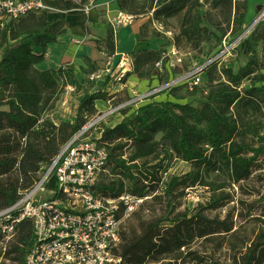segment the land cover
Here are the masks:
<instances>
[{
  "label": "trees",
  "instance_id": "16d2710c",
  "mask_svg": "<svg viewBox=\"0 0 264 264\" xmlns=\"http://www.w3.org/2000/svg\"><path fill=\"white\" fill-rule=\"evenodd\" d=\"M44 1L55 10L82 9L78 13L79 21L85 30L88 29L83 10L89 0H81L80 3L73 0ZM156 1L159 2L155 11L158 16L171 17L186 10L184 23L189 22L193 6L198 5V0ZM224 1H227L231 9L235 8L237 35L245 24L247 0H214L213 3L219 7ZM136 3L137 0H118L121 10L128 13L136 12L131 7ZM67 25L66 18H51L49 10H42L32 11L20 19L11 21L0 30V105L8 106L7 110H0V130L8 129L0 135V210L15 203L19 198V190L29 188L43 167L49 165L58 154L61 146L97 113L96 101L107 100L117 94L109 95L102 89L92 92L79 103L76 124L64 122L57 126L52 121L43 119L44 114L54 108L58 99L60 71L38 70L35 65L45 59L48 45L57 40ZM259 25L262 26L261 23ZM101 45L105 54H115V29L108 31ZM37 48H41L42 52L37 53ZM139 51L147 60H151L156 68V74L153 71L149 73L150 77L159 74L170 77L169 73L161 72L156 66L161 57L159 51ZM130 54L136 67L138 57H135L133 52ZM226 72L227 82L221 83L218 89H210L207 100L198 105L169 100L153 101L142 105L134 114L126 115L115 126H105L101 143L109 151L108 170L100 175L94 186L95 190L101 196L115 198L126 190L141 194L145 192L152 197V194L159 192L172 193L179 186L187 188L198 180V165L210 163L207 154L209 148L221 155L234 183L243 184L256 178L264 184V131L253 123L242 127L230 116L232 106L242 98L238 85L255 72V67L243 66L237 72L229 68ZM139 78L144 77L142 75ZM207 81L204 77L202 85L192 91L186 86L183 87L192 94L204 93L203 88ZM246 92L248 96L256 93L264 95V84L248 87ZM227 93L229 95H226ZM174 97L185 98L177 93H174ZM254 102L256 109L261 110V101ZM159 133H163L162 140L156 139ZM239 133H249L252 139H238ZM164 143L179 159L190 162L195 167L174 178L169 184L163 177L157 176L156 169L163 165L160 162L148 165L147 162L151 157L159 158V150ZM127 183L132 190L127 187ZM159 197L160 195L156 196ZM220 198L213 195L210 204L199 209L191 217L190 211L186 212L184 217L177 215L155 220H143L138 217V225L131 226L130 231L124 222L121 243L116 253L126 264L158 263L171 256L174 251H180L196 238L207 239L214 237L219 231H232L233 224L210 219L204 213L206 208H217ZM260 199L264 216V193ZM132 215H138V211ZM165 221H172L173 224L163 226ZM33 236L32 223L23 222L12 238L10 247L4 251L0 249V258H5L0 264H27V254ZM4 240L0 232V243ZM193 254L198 264L205 263L199 253ZM263 263L264 231L241 256V264Z\"/></svg>",
  "mask_w": 264,
  "mask_h": 264
},
{
  "label": "rangeland",
  "instance_id": "374dc122",
  "mask_svg": "<svg viewBox=\"0 0 264 264\" xmlns=\"http://www.w3.org/2000/svg\"><path fill=\"white\" fill-rule=\"evenodd\" d=\"M73 1L80 3L81 0ZM162 1L169 2L171 0ZM213 1L198 0V5L193 6L192 17L187 23H184L186 10L171 17L156 15L155 11L159 7V2L156 0H137L136 4L131 5L136 12L132 13L133 11H131L130 13L137 15L136 20L142 19L145 21L141 27L140 36L141 38L153 37L159 41L160 47L156 51H159L161 56L170 51L173 46L179 49L184 57V62L183 65L178 66L176 71H182L219 53L225 37L229 35L227 38L229 40L237 32V24L234 20L235 8L232 7L231 9L227 1H224L222 6L219 7L215 6ZM54 11L56 10L50 9L49 13ZM54 16L56 15H50L51 18ZM162 25L164 30L160 29ZM259 26L248 38V49L242 47L241 44L234 51L233 56L220 59L209 69L208 76L204 75L205 79H208L206 86L203 88L205 89L204 93L192 94L187 92L183 86H180V88L172 89L171 93L165 92L161 95H166V100L169 101L189 102L198 105L207 100V93L210 89H218L221 83L227 82L228 75L226 71L229 68H233L237 72L243 66L255 67V72L244 78L238 85L239 90L242 91V98L232 106L230 116L242 127L247 123H253L260 126L264 131V95L256 93L253 96H248L246 94L248 87L264 84V26ZM242 30H244V27ZM133 54L138 57V62L136 61V67L132 74L139 77L143 75L144 78L151 79L153 76L150 77L149 73L154 71L156 74L154 64L151 63V60H147L140 51H134ZM35 69L37 68L35 67ZM60 71L65 72L62 69ZM86 73V75L80 77L81 82L78 77L75 78L74 72H69L67 76L60 75L58 99L54 108L44 114L43 119H48L57 126L64 122L77 123L76 115L79 103L90 95L93 84L101 79H90L92 73L90 69ZM155 76L160 83L166 82L170 78L166 74ZM103 78H108L106 81L108 83L111 77ZM107 86L108 88L111 86L110 94L112 90L117 89V86L112 87L108 84ZM123 90L117 92L118 98L113 102H120L129 96L126 94L121 96ZM174 93L185 98L177 99L174 97ZM169 95H172V98ZM226 95H229V93ZM255 100L261 101V110L256 109ZM7 109L6 104L0 105V110ZM100 109L101 103L97 107V113ZM7 130H0V135ZM162 136L163 133H159L156 139L162 140ZM237 138L252 139L249 133L246 135L239 133ZM207 154L210 163L198 165L199 177L194 184L191 183V186L187 188L179 186L169 194L165 192L152 194L144 207L137 210L138 215H131L125 219L126 228L130 231L131 226H137L139 223L138 217L143 220H155L160 217L172 218L177 215L184 217L188 211H190L189 217H191L199 209L207 207L210 204L211 197L215 195L217 198L221 197L219 203L222 206L206 208L204 210L205 215L213 220L218 219L233 224V230L230 232L219 231L214 234V237L207 239L196 238L180 251H174L170 254L171 256H167L168 258L158 263L149 262L146 264H198L194 259L193 252H197L203 257L205 261L203 264H241L242 254L264 231L263 203L260 199L264 193V184L256 178H252L243 184L234 183L230 170L221 155L210 148ZM147 162L148 165L159 162L163 165V167L156 169L157 176L163 177L168 184L174 178L180 177L195 168L192 163L179 159L166 143L160 147L159 158L151 157ZM116 179H118V176ZM127 187L132 190L128 183ZM157 195H160V197L156 198ZM172 224V221H165L162 225L170 226ZM12 242L13 239L4 240L0 243V249L6 250ZM0 261H5V258L1 257ZM8 263H10V260H8Z\"/></svg>",
  "mask_w": 264,
  "mask_h": 264
},
{
  "label": "built area",
  "instance_id": "2783aa9c",
  "mask_svg": "<svg viewBox=\"0 0 264 264\" xmlns=\"http://www.w3.org/2000/svg\"><path fill=\"white\" fill-rule=\"evenodd\" d=\"M242 0H233V2ZM53 9L44 0H0V30L11 21L32 11ZM90 10L85 6V12ZM136 17L121 12L113 20L114 28L127 27ZM264 21V8L258 16L229 40L226 36L221 51L206 61L176 71L184 57L175 46L162 55L156 66L170 74L169 80L135 91L120 102L112 101L107 108L90 117L61 146L51 163L43 167L38 178L19 198L0 210V232L5 240L12 239L25 222L33 226V241L27 254V264H126L116 253L121 243L122 224L151 198L144 193L126 190L115 198L101 196L94 188L100 175L106 172L109 151L101 143L102 131L118 115L134 114L138 108L163 93L186 86L189 91L201 86L207 70L248 39ZM164 30L163 25L160 27ZM135 68L130 52H124L115 64L114 55L106 54V65L90 75L98 80L110 76L108 85L117 86L111 94L124 89L127 77ZM123 87V88H120ZM111 88V86H110Z\"/></svg>",
  "mask_w": 264,
  "mask_h": 264
},
{
  "label": "crops",
  "instance_id": "0c3cea01",
  "mask_svg": "<svg viewBox=\"0 0 264 264\" xmlns=\"http://www.w3.org/2000/svg\"><path fill=\"white\" fill-rule=\"evenodd\" d=\"M248 9L246 12L245 26L251 24V22L258 16L260 11L264 8V0H247ZM85 6H89L90 10L85 12L87 30L81 25L78 17V13L82 9H72L68 11L56 10L51 14H54L53 18L63 17L68 21L66 30L60 34L56 41L51 42L48 45L45 59L36 64L35 67L38 70L55 69L60 71V75L67 76L68 73L74 72L76 77L81 82V76L86 75L87 70L92 71L91 74L97 72L96 70H102L106 65V54L104 53L102 43L107 37L108 31L113 28V20L121 12L118 0H89ZM58 12V13H57ZM145 21L142 19L135 20L134 23L127 27H120L115 29L116 40V52L114 54V62L120 59V55L124 52H134L139 50H154L156 51L160 47V42L153 37L141 38L140 31ZM264 26V21L261 23ZM249 40L246 39L242 43V47L248 49ZM101 46V48H100ZM37 53H41L42 49L37 48ZM94 65V66H93ZM96 69V70H94ZM95 71V72H93ZM90 74V75H91ZM108 78H101L93 84L92 92L100 89L109 93L111 88H108L106 81ZM77 80V79H76ZM160 83L156 76L150 78H139L136 74L130 73L126 80V85L121 96L132 95L135 91H145L151 86H156ZM123 88V87H120ZM113 92V90H112ZM172 92V91H171ZM109 95H112L109 93ZM117 97V94L110 97L107 100H98L96 106L101 103L102 111L107 108L112 98ZM172 98V95H169ZM174 98V97H173ZM166 95H159L148 103L153 101H165ZM124 118L123 115H118L111 123L115 126Z\"/></svg>",
  "mask_w": 264,
  "mask_h": 264
}]
</instances>
